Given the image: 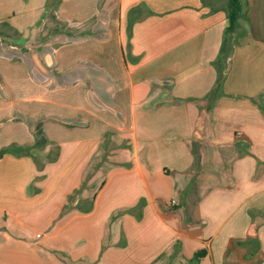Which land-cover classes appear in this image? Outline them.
<instances>
[{
	"label": "crops",
	"instance_id": "crops-1",
	"mask_svg": "<svg viewBox=\"0 0 264 264\" xmlns=\"http://www.w3.org/2000/svg\"><path fill=\"white\" fill-rule=\"evenodd\" d=\"M240 3L228 34L229 0H0V264H264V0Z\"/></svg>",
	"mask_w": 264,
	"mask_h": 264
},
{
	"label": "trees",
	"instance_id": "trees-1",
	"mask_svg": "<svg viewBox=\"0 0 264 264\" xmlns=\"http://www.w3.org/2000/svg\"><path fill=\"white\" fill-rule=\"evenodd\" d=\"M243 16L240 0H229L228 20L226 28L228 34L235 33L238 27V20ZM200 253L197 254L199 256Z\"/></svg>",
	"mask_w": 264,
	"mask_h": 264
},
{
	"label": "rangeland",
	"instance_id": "rangeland-1",
	"mask_svg": "<svg viewBox=\"0 0 264 264\" xmlns=\"http://www.w3.org/2000/svg\"><path fill=\"white\" fill-rule=\"evenodd\" d=\"M3 67H5V66H3ZM14 82H15V80H13ZM16 83V82H15ZM7 83H6V81H4V80H2V79H0V92H2V89H3V87H4V85H6ZM25 133H26V139H30V135H29V133L27 132V130L25 129ZM35 140H36V138H35ZM38 148V146H36V141H35V143L34 144H32L30 147H25L24 149H23V152H25V154L26 155H31V156H33V154H35V156H36V152L38 151V150H36ZM123 148H125V151H126V153L128 152V146L126 145L125 147L123 146ZM122 148V149H123ZM34 157V156H33ZM36 162V161H35ZM41 167H43V165L41 164ZM42 169V168H41Z\"/></svg>",
	"mask_w": 264,
	"mask_h": 264
},
{
	"label": "built area",
	"instance_id": "built-area-1",
	"mask_svg": "<svg viewBox=\"0 0 264 264\" xmlns=\"http://www.w3.org/2000/svg\"><path fill=\"white\" fill-rule=\"evenodd\" d=\"M38 236H40V234H38Z\"/></svg>",
	"mask_w": 264,
	"mask_h": 264
}]
</instances>
